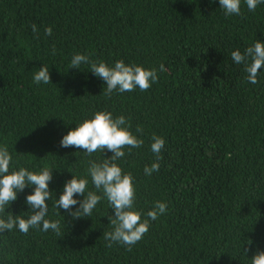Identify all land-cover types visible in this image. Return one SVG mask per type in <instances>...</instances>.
Returning a JSON list of instances; mask_svg holds the SVG:
<instances>
[{
    "label": "trees",
    "instance_id": "16d2710c",
    "mask_svg": "<svg viewBox=\"0 0 264 264\" xmlns=\"http://www.w3.org/2000/svg\"><path fill=\"white\" fill-rule=\"evenodd\" d=\"M256 41L264 43V4L249 11L244 0L231 17L219 0H0V145L12 155L10 172L53 170L46 219L61 225L59 236L0 233V264H251L264 251V66L257 84L246 82L231 52L243 54ZM74 54L154 67L159 80L147 91L106 97L89 65L69 69ZM44 65L51 83L36 85L33 72ZM97 111L123 115L144 141L116 161L133 177L135 209L167 204L131 251L103 238L114 215L106 199L78 220L52 207L73 175L86 177L87 160L113 155L61 147L63 136ZM153 134L165 140L159 161ZM154 162L159 172L145 175ZM32 192L18 193L3 217L30 216Z\"/></svg>",
    "mask_w": 264,
    "mask_h": 264
},
{
    "label": "clouds",
    "instance_id": "9594fccd",
    "mask_svg": "<svg viewBox=\"0 0 264 264\" xmlns=\"http://www.w3.org/2000/svg\"><path fill=\"white\" fill-rule=\"evenodd\" d=\"M249 11H255L258 5L264 4V0H244ZM220 9L226 16H238L241 14V0H219ZM32 31L37 35L38 29L35 24L31 25ZM45 35H52V28H45ZM56 49L53 46L52 54ZM231 59L237 65H243L245 81L251 84L258 83V74L264 66V43L256 41L252 46L247 47L243 54L239 50L231 52ZM82 64L90 66V72L102 79L105 83L102 94L111 97L114 92L125 93L135 90L147 91L152 84L159 80L156 68L146 69L141 65L126 64L123 60H118L113 66H109L101 60H91L89 56L74 54L69 64V69H80ZM159 71H165L161 64ZM36 85L51 83L50 71L46 65L35 70L32 76ZM131 125L126 118L121 115L114 118L109 111H97L93 118L85 119L63 136L61 147H75L82 149L88 157L93 153L106 150L112 152L110 158H104L97 162L94 159L86 161V177L80 178L73 175L63 188L59 199L55 198L54 208L67 212L73 220L89 218L93 210L102 199H106L114 215H110L109 231L104 232L103 238L108 247L113 244L125 246L128 251L137 244L149 231L150 221H156L167 211V204L156 201L152 208L146 213L137 211L134 207L136 199V189L131 173H123L122 168L116 161L125 157L124 148L129 151L132 148H140L144 141L138 139L129 130ZM137 132L142 133L143 129L137 126ZM151 151L156 157V161L163 157L160 155L165 145V140L161 136L153 134ZM12 155L6 144L0 145V233L11 231L17 228L21 233L27 234L30 229H38L44 232L52 231L57 236L61 234L59 220H49L46 216L49 212L47 201L52 200L49 184L53 180V170L47 165L39 171H30L20 167L18 170L10 172ZM160 164L154 162L149 167L145 165L144 173L151 176L154 172H159ZM95 190H88L89 180ZM27 187H32L33 192L26 196V204L29 206L30 216L8 214L3 217L6 208L18 199V193L24 192ZM99 193V194H98ZM79 194L82 200L74 199ZM79 207L73 210V206ZM142 215L145 217L142 220ZM42 225V229H41ZM247 254V250H245ZM251 264H264V251H257L251 259Z\"/></svg>",
    "mask_w": 264,
    "mask_h": 264
}]
</instances>
